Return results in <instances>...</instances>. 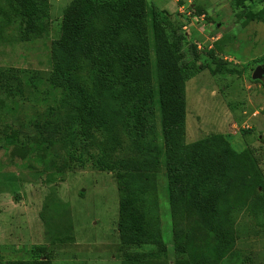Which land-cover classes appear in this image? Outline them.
Returning <instances> with one entry per match:
<instances>
[{"label": "rangeland", "instance_id": "1", "mask_svg": "<svg viewBox=\"0 0 264 264\" xmlns=\"http://www.w3.org/2000/svg\"><path fill=\"white\" fill-rule=\"evenodd\" d=\"M71 1L49 0L43 30L25 39L19 10L0 0V264L46 253L52 264H128L121 256L119 220L120 203L131 197L153 201L142 241L158 238L168 250L134 264H192L203 254L219 264H264V185L258 186L246 168V179L232 172L235 184L221 200L230 243L219 247L189 202L170 200V169L154 161L157 152L138 148L129 136L128 115L137 97L100 98L94 90V56L83 51L73 76L84 86L85 98L53 79L52 49ZM153 4L170 13L189 42L187 142L223 134L236 151L249 152L264 180V76H252L257 66L264 67V0H147L152 78L141 95L155 101L154 131L146 139L161 143ZM110 23L98 12L86 26V40L96 41ZM117 41L136 43L133 28L123 27ZM111 59L121 75V63ZM84 100L87 107L80 114ZM120 176L148 185L150 192L122 193ZM180 241L186 252L178 259ZM40 246L47 247L45 254ZM129 249L144 257L158 251L148 242Z\"/></svg>", "mask_w": 264, "mask_h": 264}, {"label": "trees", "instance_id": "2", "mask_svg": "<svg viewBox=\"0 0 264 264\" xmlns=\"http://www.w3.org/2000/svg\"><path fill=\"white\" fill-rule=\"evenodd\" d=\"M10 2L22 16V36L30 39L38 35L49 17V0ZM98 12L106 13L111 18L110 26L98 32L101 36L96 41L86 40V26ZM151 13L154 68L158 80L157 106L162 126L161 143L157 142V137L150 141L146 139L147 132L154 131V122L150 117L155 113V101L151 95H141L143 87L152 78V60L147 43V0H72L64 10L61 34L52 49L53 79L65 83L72 95L85 98L84 86L77 83L73 76L78 67V54L83 51L94 56L93 83L95 93L100 98L130 101L137 97L128 115V132L133 143L138 148L157 152L154 161H164L170 169V200L174 203L189 202L201 214L204 225L214 235L219 247H226L230 241L225 230L226 214L221 200L235 184L232 172H242L243 179L247 178L246 174H251L258 186H263L264 180L253 159L250 160L249 152L236 151L223 134L213 133L195 142H187L184 87L190 74L189 64L185 61L188 38L181 28L174 25L168 11L153 4ZM126 26H131L135 31L136 43L117 41L120 30ZM190 45L197 58L199 53L196 44ZM111 57L121 63V75L116 73ZM86 107L87 102L84 100L79 106L80 114ZM152 161L148 160L147 163L151 164ZM240 161H245L242 168L238 167ZM244 170L248 172L245 175ZM119 189L122 193L128 189L150 192L148 185L125 176L119 177ZM152 207L153 201L143 197L126 198L120 203V251L128 264L148 257L158 259L167 255L166 244L158 238L142 241L145 235L143 224L146 225L145 219L151 214ZM125 216L128 219H124ZM143 242L156 244L158 251H150L144 257L129 249ZM175 249L180 259L186 252L185 242L180 241ZM39 250L45 254L47 247L40 246ZM178 263L183 264V261L178 260ZM4 264H52V258L46 253L35 259L8 260ZM192 264L219 262L203 254Z\"/></svg>", "mask_w": 264, "mask_h": 264}, {"label": "water", "instance_id": "3", "mask_svg": "<svg viewBox=\"0 0 264 264\" xmlns=\"http://www.w3.org/2000/svg\"><path fill=\"white\" fill-rule=\"evenodd\" d=\"M253 78H262L264 76V67L263 66H257L252 74ZM259 128H262L260 125Z\"/></svg>", "mask_w": 264, "mask_h": 264}]
</instances>
